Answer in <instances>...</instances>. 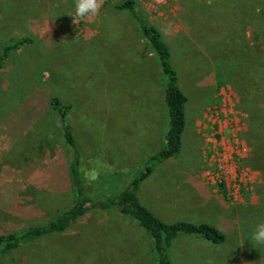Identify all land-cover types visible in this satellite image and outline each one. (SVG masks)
Masks as SVG:
<instances>
[{
	"label": "rangeland",
	"instance_id": "obj_1",
	"mask_svg": "<svg viewBox=\"0 0 264 264\" xmlns=\"http://www.w3.org/2000/svg\"><path fill=\"white\" fill-rule=\"evenodd\" d=\"M124 1L80 19L75 0H0V233L74 203L52 96L69 105L93 200L122 190L163 146L164 78L131 12L117 7ZM132 1L168 45L186 98L180 148L153 164L140 202L165 222L205 221L223 234L177 238L172 264H264L252 240L264 222V0ZM150 244L135 221L91 208L0 264H156Z\"/></svg>",
	"mask_w": 264,
	"mask_h": 264
},
{
	"label": "trees",
	"instance_id": "obj_2",
	"mask_svg": "<svg viewBox=\"0 0 264 264\" xmlns=\"http://www.w3.org/2000/svg\"><path fill=\"white\" fill-rule=\"evenodd\" d=\"M117 7L131 12L142 36L154 53L163 75V104L166 109L164 144L155 153L148 156L141 170L128 181L122 190L103 199L93 200L84 193L81 184L78 154L75 151L74 139L67 121L69 105L61 104L57 97L52 96L49 99V106L56 115L64 142L72 150L71 158L67 164V173L75 192L74 203L43 224L30 225L16 232L0 233V255L10 252L24 242L64 230L71 222L91 208L112 210L118 215L135 221L150 239L156 264H172L168 249L179 237H201L211 243H220L224 239L221 231L207 222L183 220L165 222L146 208L137 196L140 183L151 173L153 164L172 158L178 152L185 124L184 104L186 98L177 84V74L171 62L169 47L161 39L157 29L135 13L132 0H125ZM5 50L6 48L0 54V61L5 56Z\"/></svg>",
	"mask_w": 264,
	"mask_h": 264
},
{
	"label": "clouds",
	"instance_id": "obj_3",
	"mask_svg": "<svg viewBox=\"0 0 264 264\" xmlns=\"http://www.w3.org/2000/svg\"><path fill=\"white\" fill-rule=\"evenodd\" d=\"M102 3L103 0H75V16L80 19L97 17L100 15ZM252 240L256 245H264V222L256 226Z\"/></svg>",
	"mask_w": 264,
	"mask_h": 264
},
{
	"label": "crops",
	"instance_id": "obj_4",
	"mask_svg": "<svg viewBox=\"0 0 264 264\" xmlns=\"http://www.w3.org/2000/svg\"><path fill=\"white\" fill-rule=\"evenodd\" d=\"M163 139H164V136H163ZM168 160V159H167ZM166 161V160H165ZM154 173H153V169H152V171H151V173L144 179V180H142V182L140 183V186L141 185H145L146 184V182L148 181V179L149 178H151V176L153 175ZM139 186V187H140ZM200 222H202V221H200ZM205 222V221H204ZM140 246H138V248H139ZM123 250V249H122ZM149 250H151L152 251V248H151V244H150V249ZM118 251V250H117ZM152 254H153V260H154V262H155V258H154V253H153V251H152ZM113 256L111 255V256H109L108 258H112ZM145 258V256H140V259H137V261H141L142 259H144ZM171 259V258H170ZM144 261V260H143ZM156 263V262H155Z\"/></svg>",
	"mask_w": 264,
	"mask_h": 264
}]
</instances>
